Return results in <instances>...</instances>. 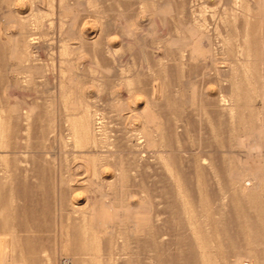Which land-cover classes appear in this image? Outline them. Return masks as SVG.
<instances>
[{
  "label": "rangeland",
  "instance_id": "374dc122",
  "mask_svg": "<svg viewBox=\"0 0 264 264\" xmlns=\"http://www.w3.org/2000/svg\"><path fill=\"white\" fill-rule=\"evenodd\" d=\"M2 239L264 264V0H0Z\"/></svg>",
  "mask_w": 264,
  "mask_h": 264
},
{
  "label": "bare ground",
  "instance_id": "6f19581e",
  "mask_svg": "<svg viewBox=\"0 0 264 264\" xmlns=\"http://www.w3.org/2000/svg\"><path fill=\"white\" fill-rule=\"evenodd\" d=\"M7 249H8V247H7L5 240L4 239L0 240V261L6 255Z\"/></svg>",
  "mask_w": 264,
  "mask_h": 264
}]
</instances>
